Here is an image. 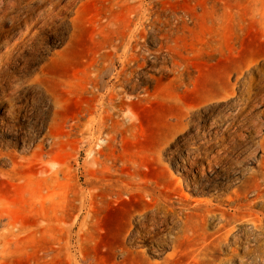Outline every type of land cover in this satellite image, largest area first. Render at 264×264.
I'll use <instances>...</instances> for the list:
<instances>
[{"label":"rangeland","instance_id":"rangeland-1","mask_svg":"<svg viewBox=\"0 0 264 264\" xmlns=\"http://www.w3.org/2000/svg\"><path fill=\"white\" fill-rule=\"evenodd\" d=\"M153 14L136 48L140 66L122 75L126 117L112 111L95 144L81 126L87 81L127 8L0 0V264H196L175 219L135 237L154 209L146 195L188 177L173 164L190 148L209 147L218 160L207 171L215 182L196 188L220 186L192 200L240 186L264 193V0H158ZM112 73L105 88L118 87ZM54 169L64 174L52 178ZM243 228L240 257L252 238L264 240Z\"/></svg>","mask_w":264,"mask_h":264},{"label":"bare ground","instance_id":"bare-ground-1","mask_svg":"<svg viewBox=\"0 0 264 264\" xmlns=\"http://www.w3.org/2000/svg\"><path fill=\"white\" fill-rule=\"evenodd\" d=\"M158 0H118L120 5L127 8L128 19L124 29L118 32L115 42L112 43V52L103 58V61L97 62L96 67L88 77L90 84L89 105L84 110L85 121L81 126L87 133L84 138L97 144L99 137L97 132L106 123V117L111 119V113L123 112L124 100L130 96L121 92L120 86L123 84L124 69L126 65H139V57L136 51L137 45L143 39L146 29L152 26L155 18L153 14L154 4ZM122 52L120 55L119 53ZM121 56L123 67L116 71L115 59ZM109 58L110 62L106 59ZM112 78L118 82V87L112 84L109 88L104 86V75L111 73ZM100 91H104L101 95ZM98 112H100L98 114ZM98 129L97 132L95 130ZM209 147L206 148L208 151ZM205 149H188L185 154L174 161V166L178 172H186L188 177L178 183L168 182L170 185L162 187L159 194L146 195L153 203L154 209L151 215L144 222L142 230L135 231V237L141 241L144 235H150L154 232L153 226L158 224L159 220L175 219L174 225L178 227L181 236L193 242V251L195 257L193 261L196 264H264V240L253 239L256 244L246 247L247 256L240 257L243 251L242 237L246 231L243 228L244 222H247L248 228L263 233L264 232V213L254 212L253 207L260 204L264 205V193L256 185L252 191L253 197H249L245 190L240 186L224 197L221 195L200 198L192 200L190 193L193 191L209 194L219 184H209L211 189H198L199 184L195 182H215L209 177L207 171H214L218 160L214 154L209 157ZM205 151V152H204ZM184 167H180L181 164ZM190 163L188 170L186 165ZM52 178L59 174H64L62 169L51 171ZM198 173L200 177L195 175ZM224 177L216 175V181ZM173 185V186H172ZM198 187V188H196ZM191 202L193 204H191ZM174 204V205H173ZM3 210L0 209V220L4 218ZM9 222L6 226H10ZM215 225L214 232L208 234L207 227ZM210 237V239H209ZM224 251H227L225 253ZM234 262V263H233Z\"/></svg>","mask_w":264,"mask_h":264}]
</instances>
